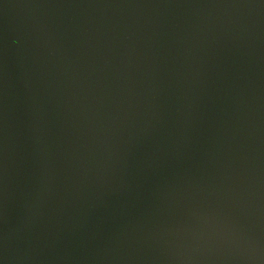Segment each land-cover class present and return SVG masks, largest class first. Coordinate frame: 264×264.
Instances as JSON below:
<instances>
[{
    "label": "water",
    "instance_id": "95a60500",
    "mask_svg": "<svg viewBox=\"0 0 264 264\" xmlns=\"http://www.w3.org/2000/svg\"><path fill=\"white\" fill-rule=\"evenodd\" d=\"M0 264H264V0H0Z\"/></svg>",
    "mask_w": 264,
    "mask_h": 264
}]
</instances>
